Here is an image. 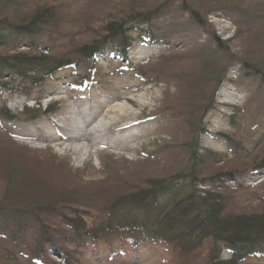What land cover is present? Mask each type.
Here are the masks:
<instances>
[{"label":"rangeland","instance_id":"obj_1","mask_svg":"<svg viewBox=\"0 0 264 264\" xmlns=\"http://www.w3.org/2000/svg\"><path fill=\"white\" fill-rule=\"evenodd\" d=\"M11 1L0 3V24L49 11L48 27L2 39L0 56L64 57L74 67L37 87L0 79V264H34L41 243L43 264H62L60 255L73 264H206L205 253L186 261L165 244L125 255L72 244L63 217L93 223L118 199L170 180L174 200L208 190L222 217L264 214V170L253 169L264 158V0ZM147 13V23L134 21ZM132 17L126 62L112 50L78 54L106 37L107 24ZM82 119L86 141L67 142ZM195 146L199 167L190 164Z\"/></svg>","mask_w":264,"mask_h":264},{"label":"trees","instance_id":"obj_2","mask_svg":"<svg viewBox=\"0 0 264 264\" xmlns=\"http://www.w3.org/2000/svg\"><path fill=\"white\" fill-rule=\"evenodd\" d=\"M9 2L12 1L0 0V3ZM149 15L147 13L139 18L142 20L134 21L147 23L152 16ZM49 16L50 12L44 11L26 25L0 24V42L6 38H36L48 27ZM132 20L133 17L107 24L106 37L77 49L78 54L88 59L98 52L112 50L126 62L130 48L128 34L133 30H128L126 24H132ZM5 32L8 35H4ZM119 44L121 48L117 46ZM72 62L64 57L49 55L0 56V79L5 78V73L6 78L14 77L26 86L37 87L53 74L74 67ZM200 151L196 146L190 151V164L194 167H199L204 160ZM253 169L263 171L264 158ZM176 183L177 180L161 182L148 191L118 199L104 216L94 219L93 223L75 212L72 218L63 217L71 230L72 244L84 250L102 245L118 255H125L126 251H135L144 245L165 244L173 252L172 255L180 254L186 261L205 253L206 264H242L250 258H264V214L222 217L221 201H217L219 199L208 190L195 189L180 199H172ZM41 235L44 236L45 231ZM42 246L41 243L33 247L34 264H43L39 257ZM224 252L228 254V259H222ZM60 256L62 264H73L65 255Z\"/></svg>","mask_w":264,"mask_h":264},{"label":"bare ground","instance_id":"obj_3","mask_svg":"<svg viewBox=\"0 0 264 264\" xmlns=\"http://www.w3.org/2000/svg\"><path fill=\"white\" fill-rule=\"evenodd\" d=\"M124 109L125 108L123 106H115V108L110 109V111L113 113L117 112V113L121 114L124 112ZM74 124L76 125L74 128L75 131L73 133H70L69 136H67L65 138V140L67 142L82 141V140L86 141L85 135H81L78 130H80L81 132L84 131V127L88 126L89 120L86 121V120L82 119L81 122L76 121ZM76 127H78V130H76ZM86 149H87V147H84V150H86Z\"/></svg>","mask_w":264,"mask_h":264}]
</instances>
